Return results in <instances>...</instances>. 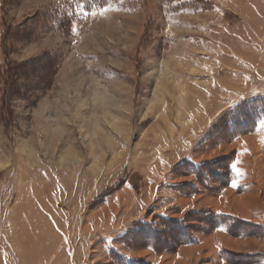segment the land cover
I'll use <instances>...</instances> for the list:
<instances>
[{
	"label": "rangeland",
	"instance_id": "obj_1",
	"mask_svg": "<svg viewBox=\"0 0 264 264\" xmlns=\"http://www.w3.org/2000/svg\"><path fill=\"white\" fill-rule=\"evenodd\" d=\"M262 94L264 0H0V264H264L261 138L203 141Z\"/></svg>",
	"mask_w": 264,
	"mask_h": 264
},
{
	"label": "trees",
	"instance_id": "obj_2",
	"mask_svg": "<svg viewBox=\"0 0 264 264\" xmlns=\"http://www.w3.org/2000/svg\"><path fill=\"white\" fill-rule=\"evenodd\" d=\"M44 56L45 55H41L27 59L23 62V64L32 65L33 62H37ZM14 66L20 67V64ZM262 120H264V94L239 101L214 124L212 129L207 132V135L203 139V141H208L209 143H218L220 141L234 140L242 134L254 132ZM262 153L264 155V144L262 147ZM232 165L233 161L231 158L228 162V165L223 169L228 173V179H226L222 183L218 181L216 182L221 186L219 187L218 192L234 180V175L236 173L235 167L233 165L232 168ZM205 212L211 216H219L217 217L219 219L221 216L226 219L242 222V220L232 214H213L210 211ZM197 214H199L198 210H192L188 212L187 217L183 218H171L163 215L161 218H163L165 222H169V225H167V227L171 230V234L169 235H166V232L162 231V227L164 226L157 227L153 223H149L147 221H139L137 224L133 225V228H131L130 230H126L124 234L129 235L128 238L131 240V242L134 241L133 239L144 238L145 241L148 242L147 246H149V248L155 252H175L177 251L179 246L193 244L197 241L194 235H189L185 231H183L185 229V226H188L189 222H199L198 216H196ZM180 224H182L183 226H181ZM247 224L253 225V223L250 222H248ZM222 226L224 225L220 223L213 225V227L215 228ZM160 233L162 235H159Z\"/></svg>",
	"mask_w": 264,
	"mask_h": 264
},
{
	"label": "crops",
	"instance_id": "obj_3",
	"mask_svg": "<svg viewBox=\"0 0 264 264\" xmlns=\"http://www.w3.org/2000/svg\"><path fill=\"white\" fill-rule=\"evenodd\" d=\"M264 121V120H263ZM249 134H255V135H258L260 138H261V140H260V142H259V145H258V148H259V155H263L262 154V147H263V144H264V127H262L261 126V124L257 127V129L254 131V132H252V133H249ZM251 135H247V136H251ZM247 136H243L242 137V135L241 136H239L238 138H236V140H239V142H240V140H241V138H245V137H247ZM262 158H263V156H262ZM264 159V158H263ZM233 165H234V167H236L235 168V170H237V166H236V163H235V161H236V158L234 157L233 158ZM233 182H236V181H233ZM233 182H231L229 185H227V186H225V187H223V189L221 190V192L220 193H222V191L225 189V188H230V186L232 185V183ZM237 188H238V186L236 187V192H237ZM219 193V194H220ZM223 212H228V213H234V212H232V211H228V210H223ZM236 215H238V213H235ZM239 216H240V214H239ZM244 217V216H243ZM246 218H248V217H246ZM261 221H263V220H261ZM264 222V221H263Z\"/></svg>",
	"mask_w": 264,
	"mask_h": 264
},
{
	"label": "snow or ice",
	"instance_id": "obj_4",
	"mask_svg": "<svg viewBox=\"0 0 264 264\" xmlns=\"http://www.w3.org/2000/svg\"><path fill=\"white\" fill-rule=\"evenodd\" d=\"M93 15H95V12L93 13ZM261 126L264 127V121H261ZM232 168H233V165H232ZM235 168H236V167H235ZM232 186H233V187L236 186V185H235V182H233V185H232ZM219 230H221V231H226L227 229L221 227Z\"/></svg>",
	"mask_w": 264,
	"mask_h": 264
}]
</instances>
